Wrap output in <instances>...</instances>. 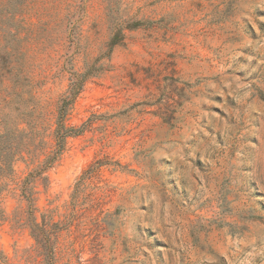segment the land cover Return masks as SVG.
<instances>
[{
	"label": "rangeland",
	"instance_id": "obj_1",
	"mask_svg": "<svg viewBox=\"0 0 264 264\" xmlns=\"http://www.w3.org/2000/svg\"><path fill=\"white\" fill-rule=\"evenodd\" d=\"M11 147L0 264H264V0H0Z\"/></svg>",
	"mask_w": 264,
	"mask_h": 264
},
{
	"label": "trees",
	"instance_id": "obj_2",
	"mask_svg": "<svg viewBox=\"0 0 264 264\" xmlns=\"http://www.w3.org/2000/svg\"><path fill=\"white\" fill-rule=\"evenodd\" d=\"M115 44H118V42L115 41V40H113L112 43H111V45H115ZM61 118H63V116H62ZM60 122H62V120H61ZM60 124H61L62 126H64L63 123H60ZM68 132H69V131H65V132L61 135L60 140L63 139V138H64V140H65V137L69 134ZM17 154H18V152L15 151V149H13V147H11V148H9V149H6V150H4V151H1V150H0V171H3V168L6 167V165H7V163L4 162V160H5L6 158H8L7 160H10V164H9V166H10L11 170H13V167H11V162L14 160V157H15ZM0 209H1V207H0ZM36 224H38V223H36ZM36 234H37V235H35V237L38 239V238H39V237H38V233H36ZM49 240H50V239H49ZM3 262H5V261H3Z\"/></svg>",
	"mask_w": 264,
	"mask_h": 264
}]
</instances>
